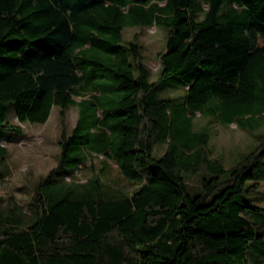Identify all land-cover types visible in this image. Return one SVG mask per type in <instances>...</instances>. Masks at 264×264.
<instances>
[{"label":"trees","instance_id":"obj_1","mask_svg":"<svg viewBox=\"0 0 264 264\" xmlns=\"http://www.w3.org/2000/svg\"><path fill=\"white\" fill-rule=\"evenodd\" d=\"M152 25L156 81L123 40ZM167 76L180 99L158 97ZM52 106L76 122L30 200L0 198V264H264V0H0V181L4 144ZM197 113L254 144L226 169ZM93 157L131 187L78 181Z\"/></svg>","mask_w":264,"mask_h":264},{"label":"rangeland","instance_id":"obj_2","mask_svg":"<svg viewBox=\"0 0 264 264\" xmlns=\"http://www.w3.org/2000/svg\"><path fill=\"white\" fill-rule=\"evenodd\" d=\"M125 42H137L142 47V56L150 73V80L156 81L160 71L159 54L164 49L165 29L152 25L150 27H126L123 31ZM166 88L159 92V98L176 97L180 99L185 94L184 86L178 79L167 76ZM160 80V79H159ZM158 80V81H159ZM157 81V82H158ZM80 98L76 97L75 101ZM8 117L13 114L11 103L8 105ZM77 107L71 106L60 116L59 108L52 106L50 114L43 124H20L22 134L14 140L4 144L7 149V158L2 171L5 177L0 181V198L7 203L24 206L31 198L37 181L56 166L59 154V141L61 132L66 134L75 125ZM12 123L15 119L10 117ZM205 128L209 133L208 148L213 158H219L224 167L229 169L239 160V156L249 150L255 139L252 133L240 129L234 123L221 125L209 116H199L193 119V129ZM260 128L258 132H262ZM164 151L163 147L155 148L153 155L158 157ZM100 175L109 182L118 186L130 188L120 176L115 165L101 157L91 158L87 164L75 173V178L84 182L88 178ZM189 184L198 185L197 176H190Z\"/></svg>","mask_w":264,"mask_h":264}]
</instances>
